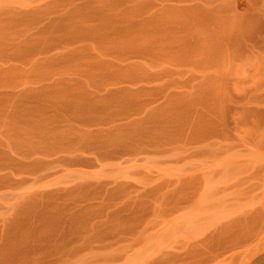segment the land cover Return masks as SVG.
I'll return each instance as SVG.
<instances>
[{"label": "rangeland", "instance_id": "obj_1", "mask_svg": "<svg viewBox=\"0 0 264 264\" xmlns=\"http://www.w3.org/2000/svg\"><path fill=\"white\" fill-rule=\"evenodd\" d=\"M263 251L264 0H0V264Z\"/></svg>", "mask_w": 264, "mask_h": 264}, {"label": "crops", "instance_id": "obj_2", "mask_svg": "<svg viewBox=\"0 0 264 264\" xmlns=\"http://www.w3.org/2000/svg\"><path fill=\"white\" fill-rule=\"evenodd\" d=\"M250 264H264V251L259 253Z\"/></svg>", "mask_w": 264, "mask_h": 264}]
</instances>
